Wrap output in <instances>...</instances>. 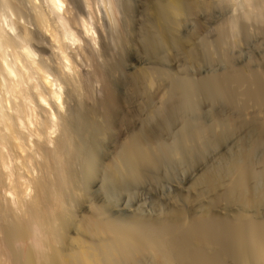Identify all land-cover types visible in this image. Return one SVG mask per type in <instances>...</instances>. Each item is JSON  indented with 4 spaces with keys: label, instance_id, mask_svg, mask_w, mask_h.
<instances>
[{
    "label": "bare ground",
    "instance_id": "6f19581e",
    "mask_svg": "<svg viewBox=\"0 0 264 264\" xmlns=\"http://www.w3.org/2000/svg\"><path fill=\"white\" fill-rule=\"evenodd\" d=\"M145 1L142 9L150 15L137 29L132 26L135 32L128 29L135 40L128 47L137 44L139 54L150 59L163 48H177L173 54L180 50L185 66L204 61L218 63L222 70L194 79L183 67L186 74L168 64L171 71L159 67L155 57L157 65L142 66L145 70L139 74L134 70L136 74L124 77L123 88L117 91L109 81L112 67L103 59L114 40L122 37V18L117 14L130 11V0H0V264H264V213L260 216L256 210L264 205V162L255 169L252 161L260 144L253 149L245 140L247 146L234 150L226 162L218 160L221 167L216 171L203 170L197 178L201 182L196 181L204 185L200 191L206 186L214 194L218 187L221 193L211 201L212 193L204 196L208 201L201 197L197 206L207 203L200 212L191 195V201L181 197L190 208L195 203L193 211L175 203L163 213L159 204V215L135 212L126 203L118 207L124 191L123 196L139 189L145 179H156L162 165L175 161L191 167L212 143L241 126L250 135L264 136V72L250 63L235 65L229 50L234 41L248 38L250 29L264 37V0ZM204 11L218 15L213 21L210 15L215 26L209 37L205 34L200 40L203 21L193 26L198 35L176 33L184 16L201 12L205 19ZM192 35L195 42L190 41ZM115 62L121 65L123 60ZM157 81H164L159 84L162 89L157 86L164 107L159 100L162 109L151 102V91L148 104H141L144 116L132 111L130 96L147 94L145 86L156 88ZM216 100L220 110L211 113L207 123L201 119L200 106ZM222 108L232 112L223 117ZM110 124L128 138L109 149L107 156L102 154L106 159L102 162L93 141L102 133L110 135ZM164 133L173 135L170 142L149 137ZM192 182L188 185L195 190ZM221 201L228 208L236 203V208L225 206L220 216V209L212 206Z\"/></svg>",
    "mask_w": 264,
    "mask_h": 264
},
{
    "label": "rangeland",
    "instance_id": "374dc122",
    "mask_svg": "<svg viewBox=\"0 0 264 264\" xmlns=\"http://www.w3.org/2000/svg\"><path fill=\"white\" fill-rule=\"evenodd\" d=\"M131 1V4H132V8L130 9V11L129 12H127L126 13V10L125 11H123V10H120V15H119V13L117 14V16L119 17V19L120 18H122L121 20H120V23L122 24V27H121V29H122V31L120 30L119 31V33H121L122 34V37H121V41L120 40H114V44H112L111 46H112V50H110V52L108 51V52H106V54H105V57H104V59L106 60H104L103 59V62L105 63L106 62V67H112V69H111V71H110V77L109 78H111V80L109 79V81H110V84H112L111 86L112 87H114V88H118L117 89V91L118 90H120L121 91V88H123L122 86L123 85H121V84H123V82H124V79L127 77V79L129 78L128 76H132V74H134L135 72L136 73H142V72H140V71H143V70H145V68L144 67H146V69L148 68H150L149 67V65L150 64H152L151 66H153V65H157V63L156 62H153L152 60H157L158 59V61L157 62H159L158 63V66L159 67H161V65H163V68H164V66H165V68L164 69H170V71H171V68H172V70H173V68L176 70V68H177V71L176 72H178L179 70L181 71V72H183L182 70L183 69H187L186 71L188 72L187 73V75H188V77H191V78H194V79H197V78H199L200 76L202 77L205 73L207 74V73H211V71H212V73L214 72V73H218V72H220V69L222 70V68H221V65H219L218 63L216 64V63H206V64H203V62L201 63V61H199L198 63H196L197 64V66H196V64H191V63H187V64H189V65H187V66H185V63H184V61H183V59L182 58H184V56H181V54L183 55V53L182 52H180V50H177L178 51V56L180 55V58L176 55V54H173V53H175V51H173L172 49H177V48H169V49H162V50H160V51H158L159 53H156L155 54V57L157 58H153V59H150V58H148V57H146V55L145 54H139L140 53V51L138 50V48H137V44H135L136 46H134L133 44L132 45H130L129 47H128V45L127 44H129V43H133L135 40L133 39V37L132 36H130V35H133V33L132 34H128V29H129V31H131V32H133L134 30H136L137 28L136 27H138V23H140V21L141 20H144L145 19V17H148L149 15H150V12L149 11H147V13H145L146 12V10H144V9H142V3L143 2H146L145 0H130ZM101 10L103 11V9H102V7H101ZM123 11V12H122ZM132 11V12H131ZM125 12V13H124ZM135 12V13H134ZM146 14H144V13ZM123 13V14H122ZM149 13V14H148ZM207 13H209V12H206V11H204L203 12V15L205 14L206 16L204 17L205 19H203V16H202V13L201 12H199V13H194V15L192 14H190V16L189 15H187L186 17L184 16V18H187L185 21H180L179 22V24H180V26H178L177 27V29L176 30H178L176 33L179 35V36H182L183 34L185 35H183V37H186V36H188V34L190 33H195V28H196V23L197 24H199V22H201V21H203V22H201L200 24L202 25V30H200V34L199 35H202V36H199L200 37V40L204 37V38H206V36H210V34H211V32L213 31V29H214V26L215 25H213L214 23H211L213 20H215L216 18V16H218V15H216L215 14V16L213 17V14H211V12H210V15H212V18H211V16L210 15H207ZM122 14V15H121ZM121 16V17H120ZM143 16V17H142ZM202 16V17H201ZM210 16V17H209ZM142 17V18H141ZM192 18H194V21H193V19ZM202 18V19H201ZM206 18H208V19H206ZM210 18H211V20H210ZM124 19V21H122ZM191 19V20H190ZM200 19V20H199ZM205 20V21H204ZM199 21V22H198ZM211 21V22H210ZM124 22V23H123ZM208 22V23H207ZM202 23H204V24H202ZM126 24V25H125ZM178 24V25H179ZM98 25V24H97ZM134 25H137V26H135V28L134 27H132V26H134ZM207 27V31H209L208 33H206L207 31H205V32H201V31H204L205 29H204V27L205 26ZM211 25H213V26H211ZM124 26V27H123ZM185 26V27H184ZM193 26H195V28L193 27ZM211 27V29H212V27H213V29L211 30H209V28ZM192 27L194 28V29H192ZM123 28H125V30L123 29ZM132 28L134 29L133 31H132ZM192 31H191V30ZM187 30H188V32H187ZM251 30V33H250V35H249V37L248 38H246V39H244V40H242V41H240V43H239V41H238V43H236V44H233L234 42H236V41H234L233 43H232V46L229 48V50L231 49V51L230 52H232L231 53V57H232V55H233V58L232 59H234L233 60V62L235 63V65L237 64V65H245V63H247V64H251V66L253 67V68H255V69H260L261 70V72H264V37L262 38V36L259 34H256V32H255V34L253 35V32H254V30L253 29H250ZM253 30V31H252ZM126 32V34H125V32ZM131 32H129V33H131ZM135 32V31H134ZM187 32V33H186ZM118 33V34H119ZM182 33V34H181ZM210 33V34H209ZM124 34H125V36H124ZM187 34V35H186ZM195 34H197L198 35V33H197V31H196V33ZM195 34H193V35H195ZM206 34V36H204ZM252 34V35H251ZM193 35H192V39L190 40V41H194L195 42V36L193 37ZM196 35V42L198 41L197 39L199 38L198 36ZM256 35V36H255ZM126 36L128 37V38H126ZM208 36V37H209ZM253 36V37H252ZM202 37V38H201ZM258 37V38H257ZM254 38V39H253ZM122 39H123V41H122ZM129 39V40H128ZM199 40V41H200ZM119 41V42H118ZM129 41V42H128ZM253 41V42H252ZM117 42V43H116ZM193 42V43H194ZM256 42V43H255ZM137 43V42H136ZM119 44H120V47H119ZM244 44V45H243ZM257 44V45H256ZM260 44V45H259ZM126 45V46H125ZM125 46V47H124ZM117 47V48H116ZM128 47V48H127ZM113 48H114V50H113ZM126 49V51H129L130 53L131 52H133V51H135L136 53H137V55H136V53L135 52H133V53H135V55L133 54V53H131V54H133V55H131L129 52H128V54H130V55H128V54H126V52H125V49ZM234 48V49H233ZM115 49H116V51H115ZM120 49V50H119ZM128 49V50H127ZM124 50V51H123ZM137 50H138V52H137ZM263 50V51H262ZM112 51V52H111ZM118 51V52H117ZM162 51H164V52H162ZM173 51V52H172ZM254 51V52H253ZM250 52V53H249ZM119 53H120V55H121V53H124V54H126L125 55V57H124V55H123V57H122V55H121V58L119 57ZM180 53V54H179ZM157 54L159 55L158 57H157ZM170 54V55H169ZM172 54V55H171ZM142 55V56H141ZM144 55V56H143ZM174 55V56H173ZM115 56H117V57H115ZM128 56V57H127ZM136 56V57H135ZM138 57V58H137ZM145 57V58H144ZM178 58V59H173V58ZM251 57V58H250ZM259 57V58H258ZM122 58H124V59H122ZM142 58H143V60H142ZM162 58V59H161ZM119 59V60H118ZM121 59V60H120ZM126 59V60H125ZM110 60L112 61V62H115V63H118L119 61H122L123 60V62H122V64L121 65H117L116 64V66H115V64L114 63H112V62H110ZM149 60H151L150 62H149ZM173 60V61H172ZM118 61V62H117ZM125 61H127V62H125ZM146 61V63H143V62H145ZM181 63H180V62ZM246 61V62H245ZM110 62V63H109ZM153 62V63H152ZM161 62H162V64H161ZM164 62H166L165 63V65H164ZM179 62V63H178ZM254 62H256V63H254ZM112 63V64H111ZM130 63V64H129ZM182 63H184V64H182ZM201 63V64H200ZM205 63V62H204ZM111 64V65H110ZM118 64H120V63H118ZM168 64V65H167ZM199 64V65H198ZM214 64H216V65H214ZM170 66L171 68H169V67H167V66ZM184 65V66H183ZM257 65V66H256ZM142 66H144V67H142ZM142 67V68H141ZM183 67V68H182ZM263 67V68H262ZM81 68H83V66L81 67ZM118 68H119V70H118ZM137 68H138V70H137ZM144 68V69H143ZM181 68H182V70H181ZM196 68V69H195ZM214 68V69H213ZM116 69V70H115ZM140 69H143V70H140ZM134 70H135V72H134ZM174 70V71H175ZM196 70V71H195ZM129 71V72H128ZM133 72V73H132ZM181 72H179V73H181ZM114 73V74H113ZM131 73V74H130ZM135 73V74H136ZM184 74H186L185 73V71L183 72ZM209 73V74H210ZM211 73V74H212ZM111 74H113V75H111ZM130 74V75H129ZM134 74V75H135ZM184 74H182L183 76H184ZM200 74V75H199ZM205 74V75H206ZM186 76V75H185ZM125 77V78H124ZM195 77H197V78H195ZM160 81V80H159ZM159 81H157V82H155L156 84L158 83V85H156V88H157V90L160 88V89H162V87H160V86H162L161 84H163L162 82H164V81H161V84L159 83ZM112 82H114V83H112ZM159 84H160V86H159ZM96 86H98V85H96ZM157 86H159V88L157 87ZM146 87V90H145V92L147 93V94H142V96L141 95H136V96H138V100L135 98L136 96H130V98H129V108H133V110L132 109H130V110H132V111H138V112H141V114H139V115H141V116H144V112H143V110L141 111V104L142 105H144L145 103L146 104H148V98L147 97H149L150 96V93H152V92H154V95H155V97L156 96H159V97H157V99H153V98H155L154 97V95H153V93H152V96H153V98L151 99V102H153L152 100H154V103H158V102H161L160 101V99L162 100V97H161V92H159V91H161V90H156V88H154L155 86L153 85L152 86V84H150L149 85V83H148V85H146L145 86ZM96 88V87H95ZM149 88V89H148ZM152 91V92H151ZM156 91V92H155ZM149 92V93H148ZM157 92H159V93H157ZM98 93V92H97ZM93 94L95 95L96 94V91L95 92H93ZM159 94V95H158ZM92 95L93 96V98L97 95ZM151 96V97H152ZM134 97V98H133ZM140 97V98H139ZM145 97L147 98V99H145ZM150 97V98H151ZM132 98V99H131ZM145 99V101L143 100V99ZM159 98V99H158ZM131 99V100H130ZM139 99H142L141 100V102L143 101V103H140V102H138L139 101ZM133 100H135L134 102H133ZM157 100H159L158 102H157ZM137 101V104L135 103ZM147 101V102H146ZM218 100H216V101H213V103L215 102V104H213L212 102H207V103H205V104H201V106H200V111H202V114L204 115H202L201 114V112H200V114H201V116H202V120H207L206 122L208 123V122H210V117H212V114L213 113H215V111L216 112H218L219 110H220V106H221V104L219 103V101L217 102ZM219 103V104H218ZM155 104V107L157 106ZM208 104H209V106H208ZM137 105V106H136ZM140 105V106H139ZM151 105H153V107H154V104H152L151 103ZM158 105H159V103H158ZM213 105V106H212ZM145 106V105H144ZM147 106V105H146ZM161 106H163L164 107V103L162 104V102H161ZM161 106L159 105L158 107H160L161 108ZM215 106H216V108H215ZM137 107V108H136ZM139 107H140V111H139ZM152 107V106H151ZM211 107H213V108H211ZM201 108H203L202 110H201ZM153 109H155V108H153ZM158 108H156L155 110H157ZM162 109V108H161ZM215 109V110H214ZM159 110V109H158ZM222 110H225V109H221V111L220 112H222L221 113V115L223 116V117H226V115L227 114H229V113H231L232 111L230 110H225L226 111V113H225V111H222ZM132 111H130L131 113H134V112H132ZM209 112V113H208ZM228 112V113H227ZM212 113V114H211ZM199 114V115H200ZM207 114V115H206ZM209 114V115H208ZM226 114V115H225ZM136 115H138V113L136 114ZM208 117H206V116ZM247 115V116H246ZM228 116V115H227ZM246 117L247 118H249V113L247 114H245V119H246ZM135 118V117H134ZM133 120H136L137 121V119H133ZM248 120V119H247ZM149 121V120H148ZM146 122H147V120H146ZM150 122V121H149ZM109 123H111L110 121H109ZM133 124V123H132ZM136 124H137V122H134V126H136ZM112 124H110V126H111ZM116 125V124H115ZM147 125H148V122H147ZM149 125H151V122L149 123ZM177 125V126H176ZM178 125L179 124H177V123H175V126L176 127H173V128H176L177 129V127H178ZM120 125H117V127H119ZM243 127V128H242ZM108 128H110V131H109V129H108V133H110L111 131H112V135L110 134V135H106L107 133H102V135L100 134V135H97L98 137H97V141H93L94 142V144H93V146H96L95 148H94V150L95 151H97L96 152V154H97V158H99V161H101L102 160V162H105L106 161V159L104 158V156L102 155V154H104L105 156H107L106 155V152H108V150H109V152L110 151H112L111 149L112 148H114L115 146H116V144H118V143H122V142H124L128 137H126V136H128V135H126V136H124V135H121V130H120V128H119V133H118V130H117V128H116V126H115V128H113V125L111 126V127H109L108 126ZM113 128V129H112ZM246 126L244 127V126H241V128L239 127V129L240 130H235L236 132H233V133H231V134H228V135H221L222 137H220V140L221 141H217L216 142V144H213L212 143V147H208L207 148V150H205L204 152V155L199 159V163L197 162H195V164H193L191 167L189 166V165H187V167H185L184 168V166H183V164L182 163H180L179 165H177L176 163H175V161L173 162V163H169V164H165L164 166L162 165L161 167V169H162V171L160 172V175L159 176H157L156 177V179H152L151 178V182H153V186H152V183L150 182V179L148 178V179H145V183H144V181H143V183L144 184H142V185H140V187H139V189H137V187H135V188H133V189H131V190H128V191H131V193L130 192H128L127 191V195H125V196H123L124 194H126V191H124V193L122 194V195H120L122 198H124L123 199V201H122V199H121V203H119L118 202V207L120 208V207H124L123 205L126 203V205L129 207L130 205V208H132V209H134V208H136V209H134V211L135 212H137V210L138 211H140V212H144V214H146V211L149 213V215L151 214V212L153 211V213L152 214H154L155 213V211H156V213L154 214V215H157L160 211H161V209L160 210H158L159 208H161L162 206V210L164 209V211H162V213L163 212H165L166 210L168 211V209H171L172 208V206L174 207L175 206V204H177V206H179L180 208L182 207V209H184L185 208V210H190V211H193L194 210V208L195 207H197V208H195V211L198 209V211L200 210V211H202L203 209H202V207L204 208L205 207V205H206V201H208V199H206L207 198V196L209 195V194H211L212 192H210L211 191V189H210V191L208 190L209 188H207L206 186V188L204 187V191L203 192H201L200 190H202L203 189V186L204 185H202V183H197L199 180H200V178H201V174L205 171V170H207V168H208V170L210 169V170H215L214 168H219V167H217V166H219L222 162H226V160H228V159H230L232 156L230 155V154H235L236 153V151H239L240 150V147L242 148L243 146H247V144H248V146H251V147H253V149H255V151H254V155L252 154V161H253V163H254V165H256L255 167V169H258V167L259 166H261V160H262V166H263V162H264V150H263V147H264V143L262 142V140H264V136L261 138H258V135H250L249 133H247V132H245V131H247L246 129ZM243 129V130H242ZM117 130V131H116ZM175 129H173V131H174ZM245 132V133H244ZM105 134V135H104ZM167 134H169V133H166V135H165V133H164V135H149V137L151 136V137H153V138H151L150 137V139L151 140H162V141H168V142H170L169 140L170 139H172V137H173V135L172 136H168ZM241 134V135H240ZM246 134V135H245ZM249 134V135H248ZM240 135V136H239ZM248 135V136H247ZM106 136V137H105ZM243 136V137H242ZM245 136H246V138H245ZM253 136V137H252ZM256 136V137H255ZM100 137V138H99ZM105 137V138H107V139H105L104 138V140H103V138ZM155 137V138H154ZM166 137L167 138H169V139H166ZM249 137V138H248ZM110 138V139H109ZM124 138V139H123ZM164 138V139H163ZM222 138V139H221ZM254 138V139H253ZM255 138L257 139V140H255ZM260 139V140H259ZM99 140H100V142H99ZM116 140V142H114V141ZM123 140V141H122ZM228 140V141H227ZM245 140H247V141H245ZM117 141H120V142H117ZM231 141H233V142H231ZM241 141V142H240ZM247 143H245V142ZM256 141H258L257 143H255ZM97 142V143H96ZM152 142V141H151ZM153 142H157V141H153ZM220 142V143H219ZM113 143H115V145H113ZM239 143L241 144V145H239ZM244 143H245V145H244ZM218 144V145H217ZM251 144H253V145H251ZM254 144H255V146L256 145H259L260 146V148H259V146H254ZM119 145V144H118ZM261 145H262V147H261ZM211 146V145H210ZM218 146V147H217ZM228 146V147H227ZM255 147V148H254ZM218 148V149H217ZM257 148H259L258 150H257ZM229 149V150H228ZM238 149V150H237ZM222 150V151H221ZM234 150H236V151H234ZM213 152V153H212ZM259 152V153H258ZM207 153V154H206ZM258 153V154H257ZM108 154V153H107ZM220 154V155H219ZM103 157H102V156ZM215 155V156H214ZM262 155V156H261ZM222 156H225V157H223V160L221 161V159H222ZM229 158H228V157ZM258 156V157H257ZM214 158V159H213ZM228 158V159H227ZM101 159V160H100ZM103 160H105V161H103ZM203 160V161H202ZM213 160V161H212ZM218 160H220L219 162H218ZM200 162H203V163H200ZM220 163V164H218V163ZM256 162V163H255ZM259 163V164H258ZM216 164V165H215ZM182 165V166H181ZM211 165V166H210ZM224 165V164H223ZM167 166H169L168 168H167ZM172 166V168H170ZM174 166H175V168H174ZM180 166V167H179ZM189 166V167H188ZM194 166V167H193ZM207 166V167H206ZM214 166V167H213ZM165 167H166V169H165ZM176 167H178V168H176ZM182 167V168H181ZM203 167V168H202ZM206 167V168H205ZM213 167V168H212ZM220 167H221V165H220ZM169 168H170V170L172 171H169ZM187 168V169H186ZM190 170H189V169ZM196 168V169H195ZM212 168V169H211ZM165 169V170H164ZM167 169H168V171H169V173H167ZM177 169V170H176ZM183 169H186V170H189V171H183ZM205 169V170H204ZM181 171V173H180V171ZM194 170V171H193ZM204 170V171H203ZM217 170V169H216ZM215 170V171H216ZM174 172H177L176 174L174 173ZM188 172V173H187ZM214 172V171H213ZM165 173H166V176H164L165 175ZM173 173V174H172ZM185 173H186V175H185ZM200 173V174H199ZM164 176V178H162V175ZM173 176H172V175ZM175 174V175H174ZM179 174H181V175H179ZM188 174V175H187ZM168 175H171V176H168ZM201 175V176H200ZM177 176V177H176ZM200 176V177H199ZM160 177H161V179H160ZM167 177V178H166ZM182 177V178H181ZM197 178H199V180L197 179ZM158 179V180H157ZM159 179H160V181H159ZM165 179V180H164ZM167 179V180H166ZM176 179H177V181H176ZM190 179V180H189ZM197 179V180H196ZM194 180V182H192V183H194L193 185L196 187L195 188V190H190L191 188H194L193 186H192V184H191V186L190 185H188L189 183H191V181H193ZM165 181V182H164ZM197 181V182H196ZM155 182H156V184L157 185H154L155 184ZM182 182V183H181ZM199 182H201V181H199ZM159 183V184H158ZM197 183V184H196ZM146 184V185H145ZM198 184H200L201 186H202V188L201 187H197V186H199ZM143 185H145V186H143ZM161 185V186H160ZM169 185V186H168ZM197 185V186H196ZM148 186H150V187H148ZM165 186V187H164ZM168 186V187H167ZM181 186V187H180ZM144 187H146L145 189H144ZM148 187V188H147ZM159 187V188H158ZM178 187V188H177ZM186 187V188H185ZM191 187V188H190ZM219 187H221V186H219ZM152 188V189H151ZM157 188V189H156ZM180 188V189H179ZM182 188H185V190L184 189H182ZM198 188V189H197ZM201 188V189H200ZM144 189V190H143ZM148 189V190H147ZM178 190V191H177ZM179 190H181V191H179ZM184 190V191H183ZM199 190V191H198ZM213 191H214V189H212ZM217 190V191H216ZM143 191V192H142ZM148 191V192H147ZM175 191V192H174ZM197 191H198V193L199 192H201V194L199 193V195H198V193H197ZM156 194H155V193ZM158 192V193H157ZM174 192V193H173ZM178 192V193H177ZM179 192H180V195H179ZM191 192V193H190ZM193 192H196L197 194L196 195H198V196H200V197H197L196 195H194L193 194ZM221 193V189L220 188H218L217 187V189H215V193L214 194H216V193ZM129 193H130V195H129ZM142 193V194H141ZM184 193V194H183ZM187 193H189V194H187ZM217 193V194H218ZM132 194H134V198H133V195ZM155 194V195H154ZM175 194V195H174ZM213 193H212V195H209L208 196V198H209V200L211 201V196H213L214 195ZM130 197H129V196ZM152 195H153V197H152ZM157 195V196H156ZM178 195V196H177ZM181 195H183V196H185L184 198H188V201H191V200H189L190 199V197L192 198V200L196 203H193V202H191L190 203V205H191V207L192 208H190L189 206H187L188 204H189V202L187 201V199H184L183 198V196L181 197ZM186 195H187V197H186ZM191 195V196H190ZM166 196V197H165ZM175 196V197H174ZM188 196H190V197H188ZM204 196H206V198H204ZM125 197H126V200H125ZM137 197V198H136ZM155 197V198H154ZM163 197V198H162ZM171 197H172V199H171ZM201 197L202 198H204V199H206V201L204 200V205L203 206H197L198 204H201V202L203 201L202 199H201ZM131 198V199H130ZM153 198V199H152ZM160 198V199H159ZM183 199V200H185V201H183V200H181V199ZM199 199L198 201L196 200V199ZM130 199V200H129ZM156 199V200H155ZM165 199H166V201H165ZM201 199V200H200ZM129 200V201H128ZM134 200V201H133ZM143 200H144V202H143ZM160 200H161V202H160ZM168 200V201H167ZM175 200L176 202H173V201ZM128 201V202H127ZM139 201V202H138ZM158 201V202H157ZM162 201H164L165 202V204H166V206H168V207H165V204H164V202H162ZM178 201V202H177ZM183 201V202H182ZM124 202V203H123ZM131 202V203H130ZM143 202V203H142ZM150 202L152 203V204H150ZM183 204V205H181V203ZM188 202V203H187ZM200 202V203H199ZM223 201H221V202H219V203H217V204H215V205H213L212 207H214L215 206V208L219 211V209H220V211H219V213H218V211L215 209V208H213V210L216 212V213H218V214H220V216L221 215H223L222 213L223 212H221V211H224L223 209H225V208H228L226 205H224L225 204V202H223ZM227 202V201H226ZM123 203V204H122ZM163 203V204H162ZM173 203V204H172ZM175 203V204H174ZM186 203V204H185ZM221 203L223 204V205H221ZM159 204H161L160 206L161 207H158L159 206ZM167 204H169V205H167ZM193 204V205H192ZM194 204L196 205V206H194ZM229 204H232V205H234L235 206V208H236V203H229ZM228 204V202H227V205L228 206H230ZM120 205V206H119ZM143 205V206H142ZM146 205V206H145ZM148 205V206H147ZM171 205V206H170ZM208 205V204H207ZM220 205V206H219ZM232 205L228 208V209H230L231 207H232ZM143 208H141V207ZM193 206H194V208H193ZM226 206V207H225ZM234 206L232 207V209H234ZM261 206H262V208H261ZM264 205H260V206H258L257 208H256V210H257V212H260V214L259 213H257V212H255V210L253 211V212H255L256 214L255 215H257V214H259L260 216H261V213H264V207H263ZM126 207V206H125ZM141 209H140V208ZM156 207V208H155ZM157 207H158V209H157ZM184 207V208H183ZM201 207V208H200ZM222 207V208H221ZM225 207V208H224ZM156 210H155V209ZM190 208V209H189ZM131 209V210H132ZM147 209V210H146ZM222 209V210H221ZM232 209H231V211H232ZM261 209H263V212H262V210L260 211ZM143 210V211H142ZM151 210V211H150ZM150 211V212H149ZM157 211H158V213H157ZM199 211V212H200ZM227 211V209L225 210V212ZM231 211H229L228 210V212H231ZM147 213V214H148ZM151 214V215H152ZM160 214V213H159ZM158 214V215H159ZM217 214V215H218ZM258 215V216H259ZM262 215H264V214H262ZM264 217V216H263ZM259 219V218H258Z\"/></svg>",
    "mask_w": 264,
    "mask_h": 264
}]
</instances>
